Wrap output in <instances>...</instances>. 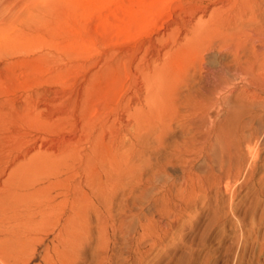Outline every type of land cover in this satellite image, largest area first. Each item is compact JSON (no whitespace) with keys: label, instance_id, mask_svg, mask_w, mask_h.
<instances>
[{"label":"bare ground","instance_id":"1","mask_svg":"<svg viewBox=\"0 0 264 264\" xmlns=\"http://www.w3.org/2000/svg\"><path fill=\"white\" fill-rule=\"evenodd\" d=\"M166 16L132 51L87 58L62 88L52 80L83 55H0V73L28 75L1 91L0 212L30 219L61 206L65 224L100 227L117 195L123 214L151 215L173 190H192L196 171L221 183L255 163L264 0H179Z\"/></svg>","mask_w":264,"mask_h":264},{"label":"rangeland","instance_id":"2","mask_svg":"<svg viewBox=\"0 0 264 264\" xmlns=\"http://www.w3.org/2000/svg\"><path fill=\"white\" fill-rule=\"evenodd\" d=\"M155 1L0 0V55H83L71 60L63 78L52 80L57 88L72 85L84 73L80 65L87 58L132 51L153 37L179 4V0H165L164 5ZM10 77L21 89L28 82L24 70L12 76L0 73V92L11 84ZM175 138L176 133L171 134L167 141ZM249 147L255 163L239 178L219 183L195 170L202 182L192 190H173L151 215L123 214L118 209L123 199L117 195L119 205L104 214L100 227L94 220L86 227L65 224L61 206L48 217L34 214L26 219L6 204L0 212L4 262L264 264V141H252Z\"/></svg>","mask_w":264,"mask_h":264}]
</instances>
